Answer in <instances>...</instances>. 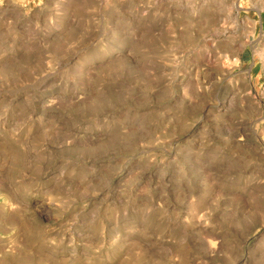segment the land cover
Returning a JSON list of instances; mask_svg holds the SVG:
<instances>
[{
  "label": "rangeland",
  "instance_id": "rangeland-1",
  "mask_svg": "<svg viewBox=\"0 0 264 264\" xmlns=\"http://www.w3.org/2000/svg\"><path fill=\"white\" fill-rule=\"evenodd\" d=\"M0 264H264V0H0Z\"/></svg>",
  "mask_w": 264,
  "mask_h": 264
}]
</instances>
